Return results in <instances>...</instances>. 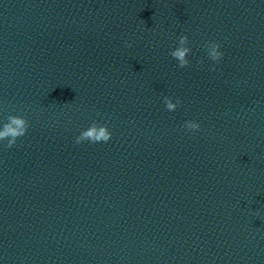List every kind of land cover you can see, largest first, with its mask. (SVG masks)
<instances>
[{
    "label": "clouds",
    "instance_id": "9594fccd",
    "mask_svg": "<svg viewBox=\"0 0 264 264\" xmlns=\"http://www.w3.org/2000/svg\"><path fill=\"white\" fill-rule=\"evenodd\" d=\"M189 38L187 35H181L178 38V47L170 52L171 57L178 61V67L184 68L189 66L188 55L191 53V48L188 47ZM131 47V43H128ZM220 44L215 41H210L206 45L207 55L212 61L219 63L223 57V53L219 51ZM203 63V61H199ZM215 71V66L211 67ZM164 103L168 111H175L181 103L179 99L174 103L170 97H164ZM184 127L189 131H195L200 128L199 123L194 121H186ZM29 128V122L26 118L19 115H9L7 122L3 123L0 127V142L7 141L6 147L12 148L16 145L20 137L26 135ZM112 137L108 126L106 124H99L93 122L87 129L81 131L80 135L76 137V143L80 144L84 141L91 143L105 142L107 143Z\"/></svg>",
    "mask_w": 264,
    "mask_h": 264
}]
</instances>
